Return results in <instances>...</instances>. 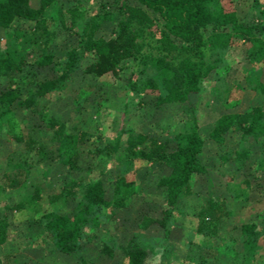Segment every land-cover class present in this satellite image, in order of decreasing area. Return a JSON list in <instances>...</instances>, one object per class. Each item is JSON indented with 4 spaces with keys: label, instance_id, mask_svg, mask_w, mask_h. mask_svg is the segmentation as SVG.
I'll list each match as a JSON object with an SVG mask.
<instances>
[{
    "label": "rangeland",
    "instance_id": "1",
    "mask_svg": "<svg viewBox=\"0 0 264 264\" xmlns=\"http://www.w3.org/2000/svg\"><path fill=\"white\" fill-rule=\"evenodd\" d=\"M121 1L137 4V0H58L53 12L46 13L54 17L47 26L54 31L51 33H46L41 22L24 18L0 27V49L28 64L25 70L11 73L12 79L24 84L21 97L34 82L60 73L66 51L78 43L88 17L99 14L101 19L95 35H113ZM231 1L239 17L261 20L256 0ZM74 6L82 13L70 27L68 8ZM59 17H64L67 24ZM210 31L211 26L206 27V33ZM259 34L264 37V32ZM253 49L249 41L224 49L208 46L206 53L214 64L201 83L199 96L192 100L194 109L185 105L165 117L157 114L154 99L138 89L140 78L150 68L132 57L121 61L116 74L100 78L84 74L82 67H77L49 97H38V112L14 102L12 107L22 130L34 140V147L27 151L0 130V232L4 233L0 264H126L123 249L128 241L144 245V264H264V143L240 130L231 131L223 142L229 155L238 151L241 156L219 165L214 161L215 142L209 136L212 124L222 113L244 111L262 102V95L248 82L264 78V61L252 53ZM41 51L53 53L55 64L38 69L33 61ZM7 86L0 83V92ZM235 99L237 103L230 106ZM49 118L63 123L66 132L86 131L79 144L84 178L59 160L56 142L49 139ZM192 119L204 139L202 156L212 162V167L209 173H193L178 207L163 223V196L152 190L162 168L134 156L133 142L141 132L146 140L139 147L147 149L150 138H172ZM121 172L134 176L140 185L132 201L123 207L104 206L98 213V223L85 228L76 253L57 250L38 218L40 212L46 208L72 211L80 194L78 183L96 178L107 183ZM6 173L20 179L19 186H6ZM70 180L77 183L72 192L65 193L63 188ZM215 193L226 198L229 214L213 226L205 223L207 226L199 212L208 196ZM35 194L39 198L34 199ZM239 221L256 225L247 247L245 235L236 226Z\"/></svg>",
    "mask_w": 264,
    "mask_h": 264
},
{
    "label": "trees",
    "instance_id": "2",
    "mask_svg": "<svg viewBox=\"0 0 264 264\" xmlns=\"http://www.w3.org/2000/svg\"><path fill=\"white\" fill-rule=\"evenodd\" d=\"M56 1L0 0V27L9 26L16 18H24L41 22L46 33L54 32L47 27L54 17L46 13L53 12ZM256 1L260 3L259 22H255V17H239L231 0H137V4L121 1L120 17L113 35H95L101 19L99 14L88 17L78 43L66 51L60 73L56 77L34 82L24 97H21L24 84L12 79L11 73L25 70L28 64L14 53L0 49V83H8L0 92V130L4 129L13 141L21 143L23 149L31 150L34 140L25 136L12 107L14 102L38 112V97H49L77 67L81 66L84 74L100 78L116 74L121 61L128 57L138 59L144 67L150 68L140 78L138 89L142 95L154 99L159 117L175 113L185 105L194 109L192 100L199 96L201 83L214 64L207 56L208 46L224 49L249 41L254 47L252 53L264 61V37L259 34L264 32V0ZM68 12L71 16L68 26L74 27L77 16L82 12L77 6L68 8ZM59 20L67 24L64 17H59ZM208 26H211V31L206 33ZM55 61L53 53L41 51L33 63L41 69L54 65ZM248 82L249 87L262 95L263 102L264 78L259 76ZM262 102L253 103L244 111L222 113L215 119L209 136L216 145V163L220 165L230 158L241 156L238 151L229 155L223 142L225 135L231 131L240 130L242 134L262 139L264 143ZM236 103L237 99L230 106ZM46 121L52 128L49 139L56 142L59 160L76 171L81 179L84 178L85 171L83 173L80 169L79 144L85 139L86 131L80 130L74 134L66 132L64 124L53 118ZM145 140V135L139 132L131 152L162 168L163 172L152 190L163 196L162 221L165 223L178 207L180 195L188 188L193 173H209L212 162L202 156L204 139L195 119L172 138H150L146 143L147 149L139 147ZM95 150L102 151L99 147H95ZM5 179V185L12 188L21 183L20 179L10 177L7 173ZM76 183L72 180L66 183L63 188L65 193L72 192ZM78 184L76 186L80 187V194L76 198L74 210L46 208L38 215L55 248L67 253L78 251L85 228L98 223V213L104 206H126L140 189L135 177L126 172H121L107 183L96 178ZM36 198H39L38 194L34 195ZM199 213L203 224L213 226L221 217L229 214L228 202L224 196L210 194L206 206ZM236 226L245 235L247 247L249 237L255 233V223L239 221ZM3 234L1 231L0 240L4 239ZM246 249L249 259L250 252ZM123 251L127 256L126 264H144V245L128 241Z\"/></svg>",
    "mask_w": 264,
    "mask_h": 264
}]
</instances>
